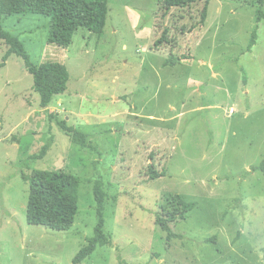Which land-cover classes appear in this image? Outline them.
Returning <instances> with one entry per match:
<instances>
[{
	"label": "rangeland",
	"instance_id": "obj_1",
	"mask_svg": "<svg viewBox=\"0 0 264 264\" xmlns=\"http://www.w3.org/2000/svg\"><path fill=\"white\" fill-rule=\"evenodd\" d=\"M163 2L109 0L104 33L82 28L67 48L49 43V17L4 19L35 67L57 63L70 78L44 108L23 59L0 69V264H74L97 226V180L112 244L82 264H264L259 0L169 10ZM7 52L0 40V65ZM63 121L86 135L87 148ZM150 165L166 176L150 180ZM34 170L81 180L70 231L28 224L23 175ZM177 196L198 206L170 223L180 238L168 240L156 220Z\"/></svg>",
	"mask_w": 264,
	"mask_h": 264
},
{
	"label": "trees",
	"instance_id": "obj_2",
	"mask_svg": "<svg viewBox=\"0 0 264 264\" xmlns=\"http://www.w3.org/2000/svg\"><path fill=\"white\" fill-rule=\"evenodd\" d=\"M211 0H164L163 4L167 10L172 7L191 6L193 4ZM109 0H0V40L8 47L0 69L4 68L11 56L15 55L25 61L26 68L34 78V89L42 99V107L50 105L53 98L62 95L67 91L70 75L67 69L60 64H46L41 68L35 67L24 44L15 36L8 33L4 28V19L13 15L37 14L51 19V26L48 41L60 47L71 46L74 35L82 28L88 29L93 34L104 33L106 18L108 15ZM260 13L258 19L263 18L261 10L264 8V0H259ZM206 17V13L204 14ZM166 42V32L158 44ZM252 45H255L253 39ZM184 59H187L186 57ZM171 65L181 62V59L168 61ZM246 81V77H245ZM61 128L67 132L72 141L87 148L86 135L75 128L67 127L65 121L60 123ZM54 141L52 138L41 150L39 155L32 159L43 158ZM259 169L264 177V159ZM148 176L150 180H156L166 176L164 173L155 171L152 165L149 167ZM23 180L30 185L29 200L27 208V222L32 226H44L52 230L67 232L70 231L79 213V189L81 180L74 175L63 172H52L34 170L30 175H23ZM94 195L97 207V226L94 236L89 239L85 246L78 253L74 264H82L88 259L99 246L105 247L112 244L111 239L105 232V210L107 193L104 189V182L97 180L94 185ZM174 209H165L159 214L156 220L161 230L167 233L168 240L180 238L170 228V223L185 220L186 214L195 210L197 202H188L181 196H177L173 202ZM217 237L206 240L215 242Z\"/></svg>",
	"mask_w": 264,
	"mask_h": 264
},
{
	"label": "built area",
	"instance_id": "obj_3",
	"mask_svg": "<svg viewBox=\"0 0 264 264\" xmlns=\"http://www.w3.org/2000/svg\"><path fill=\"white\" fill-rule=\"evenodd\" d=\"M230 112H231V114H232V113L234 114V109H232Z\"/></svg>",
	"mask_w": 264,
	"mask_h": 264
}]
</instances>
